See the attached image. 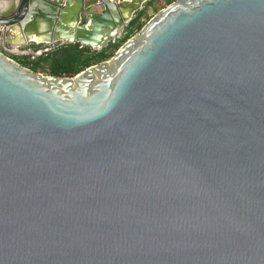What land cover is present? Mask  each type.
Here are the masks:
<instances>
[{
    "label": "water",
    "instance_id": "95a60500",
    "mask_svg": "<svg viewBox=\"0 0 264 264\" xmlns=\"http://www.w3.org/2000/svg\"><path fill=\"white\" fill-rule=\"evenodd\" d=\"M150 1L0 0V45L99 51ZM5 53L0 264H264V0H175L71 77Z\"/></svg>",
    "mask_w": 264,
    "mask_h": 264
},
{
    "label": "trees",
    "instance_id": "16d2710c",
    "mask_svg": "<svg viewBox=\"0 0 264 264\" xmlns=\"http://www.w3.org/2000/svg\"><path fill=\"white\" fill-rule=\"evenodd\" d=\"M174 1L166 0V3L171 4ZM143 15L144 9L137 13L135 18L128 24L124 37L119 42L111 43L104 49L92 51L89 48L80 47L79 44L61 45L42 53L39 57L34 58L33 61L29 62L24 59L22 65L37 73L40 65L43 64L47 66L48 75L55 77L74 76L90 66L109 60L127 39L141 29L142 23L140 19ZM113 47H115V51L111 52L110 49Z\"/></svg>",
    "mask_w": 264,
    "mask_h": 264
},
{
    "label": "rangeland",
    "instance_id": "374dc122",
    "mask_svg": "<svg viewBox=\"0 0 264 264\" xmlns=\"http://www.w3.org/2000/svg\"><path fill=\"white\" fill-rule=\"evenodd\" d=\"M152 1V0H151ZM149 4V2L146 4V6H145V8H144V15L142 16V18L140 19V22L142 23V27L155 15V14H157L161 9H163V8H165L166 6H168V5H170V4H167L166 3V0H153L152 2H151V4L150 5H148ZM141 27V28H142ZM127 28V27H126ZM126 28H125V31H126ZM125 31H124V33L120 36V38L119 39H116V41L114 42V43H116V42H119L123 37H124V35H125ZM139 31V30H138ZM138 31H136L134 34H136ZM133 34V35H134ZM132 35V36H133ZM131 36V37H132ZM112 43V42H111ZM111 43H109L108 45H110ZM25 47H27V46H25ZM110 51L112 52V51H115V47H113V48H111L110 49ZM40 56V54H38L37 56H35V55H32V54H30V53H27V55H25L24 57H18L17 58V61H15V62H17L19 65H21V66H23L22 65V61L25 59V61H33V59L34 58H36V57H39ZM24 67V66H23ZM26 69H28L27 67H25ZM30 70V69H29ZM38 71L39 72H37V73H40V74H42V75H46V76H48V72H47V66L46 65H43V64H41L40 65V67H39V69H38Z\"/></svg>",
    "mask_w": 264,
    "mask_h": 264
},
{
    "label": "crops",
    "instance_id": "0c3cea01",
    "mask_svg": "<svg viewBox=\"0 0 264 264\" xmlns=\"http://www.w3.org/2000/svg\"><path fill=\"white\" fill-rule=\"evenodd\" d=\"M92 11L97 12V7L92 8ZM100 12V11H99ZM33 37V36H31ZM47 38L46 37H38L37 40L34 42L32 41L27 47H19V46H1L0 45V51L5 50V54L17 61L18 57H24L27 55V53H30L32 55L37 56L38 54H42L47 49V46H45Z\"/></svg>",
    "mask_w": 264,
    "mask_h": 264
},
{
    "label": "built area",
    "instance_id": "2783aa9c",
    "mask_svg": "<svg viewBox=\"0 0 264 264\" xmlns=\"http://www.w3.org/2000/svg\"><path fill=\"white\" fill-rule=\"evenodd\" d=\"M95 7H97V10L100 11L102 9L101 5H96Z\"/></svg>",
    "mask_w": 264,
    "mask_h": 264
}]
</instances>
